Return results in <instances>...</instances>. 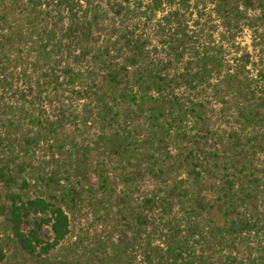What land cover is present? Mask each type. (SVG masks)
Returning a JSON list of instances; mask_svg holds the SVG:
<instances>
[{
  "label": "trees",
  "instance_id": "16d2710c",
  "mask_svg": "<svg viewBox=\"0 0 264 264\" xmlns=\"http://www.w3.org/2000/svg\"><path fill=\"white\" fill-rule=\"evenodd\" d=\"M0 264H264V0H0Z\"/></svg>",
  "mask_w": 264,
  "mask_h": 264
},
{
  "label": "rangeland",
  "instance_id": "374dc122",
  "mask_svg": "<svg viewBox=\"0 0 264 264\" xmlns=\"http://www.w3.org/2000/svg\"><path fill=\"white\" fill-rule=\"evenodd\" d=\"M236 42L240 47L246 48L247 51H249L251 49L250 48V44H251L250 33L247 30L243 31L239 36H237ZM83 210H86V208ZM82 212L81 211L79 213L78 212H73V213L68 212L70 223H71L70 225L71 232L68 236L67 242H71V241L77 240L78 238H81L84 231H87L88 234L93 233L94 228H92V225H91V220H92L91 214H89L88 216H85L84 213Z\"/></svg>",
  "mask_w": 264,
  "mask_h": 264
}]
</instances>
